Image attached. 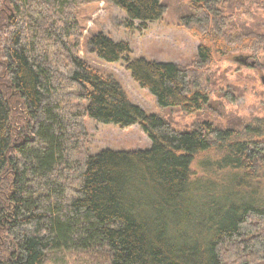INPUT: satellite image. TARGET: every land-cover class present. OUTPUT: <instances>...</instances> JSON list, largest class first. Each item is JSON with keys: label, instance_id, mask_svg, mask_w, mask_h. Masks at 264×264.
Here are the masks:
<instances>
[{"label": "trees", "instance_id": "obj_1", "mask_svg": "<svg viewBox=\"0 0 264 264\" xmlns=\"http://www.w3.org/2000/svg\"><path fill=\"white\" fill-rule=\"evenodd\" d=\"M101 1L0 0V264H64L67 256L264 262L262 129L239 133L206 121L179 130L132 103L112 75L80 55L81 11ZM105 1L127 15L129 29L168 12L165 0ZM231 1H189L180 23L200 41L189 65L132 59L128 42L103 32L89 39L90 51L108 64L125 60L160 107L203 111L212 104L214 53L247 56L252 68L264 61V33L239 27ZM88 117L139 125L151 148L91 155ZM199 155L208 157L195 177Z\"/></svg>", "mask_w": 264, "mask_h": 264}, {"label": "rangeland", "instance_id": "obj_2", "mask_svg": "<svg viewBox=\"0 0 264 264\" xmlns=\"http://www.w3.org/2000/svg\"><path fill=\"white\" fill-rule=\"evenodd\" d=\"M165 1L168 12L160 20L145 27L136 21L132 29L126 26L127 15L105 0L85 7L79 18L85 28L81 41V57L103 73L112 75L121 84L132 103L142 107L148 114H160L176 129H191L209 121L223 130H237L239 133L244 132L245 126L259 128L262 129L260 135L264 138V71L258 66L261 62L264 63L262 58L258 65L252 68L238 62L235 56H220L214 53L213 70L216 72L212 78L214 93L211 108L189 114L179 108L160 107L154 95L133 81L126 69L125 60L108 64L90 51L89 39L103 32L116 42H128L132 50V59L146 58L158 62L191 64L197 56L200 41L180 23V17L190 13L187 7L190 0ZM231 2L227 10L229 14L236 16L239 27L264 33V0ZM223 93H230L235 100L233 102L227 100ZM87 129L89 132L87 148L91 155H97L105 149L147 150L152 145L150 138L142 132L139 125L121 128L115 124L99 123L88 117ZM207 157L199 155L196 158L191 168L195 177L204 174L199 161H205ZM262 175L264 176V171ZM55 261L50 264H56ZM63 261L64 264H106L105 259L100 256L80 258L67 256Z\"/></svg>", "mask_w": 264, "mask_h": 264}, {"label": "water", "instance_id": "obj_3", "mask_svg": "<svg viewBox=\"0 0 264 264\" xmlns=\"http://www.w3.org/2000/svg\"><path fill=\"white\" fill-rule=\"evenodd\" d=\"M237 61L240 62V63H243V65H248V63H249V57H247V56H241V57H238L237 58ZM250 64L252 66H254L255 65V62L254 61H251Z\"/></svg>", "mask_w": 264, "mask_h": 264}, {"label": "crops", "instance_id": "obj_4", "mask_svg": "<svg viewBox=\"0 0 264 264\" xmlns=\"http://www.w3.org/2000/svg\"><path fill=\"white\" fill-rule=\"evenodd\" d=\"M149 24V23H148Z\"/></svg>", "mask_w": 264, "mask_h": 264}]
</instances>
